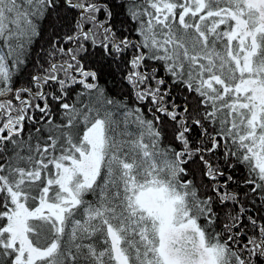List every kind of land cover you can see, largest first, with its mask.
I'll use <instances>...</instances> for the list:
<instances>
[{
    "label": "snow or ice",
    "instance_id": "6c2138e0",
    "mask_svg": "<svg viewBox=\"0 0 264 264\" xmlns=\"http://www.w3.org/2000/svg\"><path fill=\"white\" fill-rule=\"evenodd\" d=\"M0 264H264V0H0Z\"/></svg>",
    "mask_w": 264,
    "mask_h": 264
},
{
    "label": "trees",
    "instance_id": "16d2710c",
    "mask_svg": "<svg viewBox=\"0 0 264 264\" xmlns=\"http://www.w3.org/2000/svg\"><path fill=\"white\" fill-rule=\"evenodd\" d=\"M117 3H119V0H117ZM114 11L117 13L116 20L118 22L125 20V16L123 15L121 9L115 8ZM44 27L45 30L43 35L32 46V51L24 78H27L31 73L37 71L40 64L46 65L49 59L48 53L51 50L49 42L53 36V29L48 25H45ZM97 60H99V57H97ZM92 66L96 68L98 72H100V83L102 86L106 87L112 94H124L121 92V77L125 71L123 67L117 69L116 65L113 64L109 58H105V60L99 61V63L94 62ZM237 179H240V177L237 176ZM217 211L221 214V216L224 214V209H222L219 205H217Z\"/></svg>",
    "mask_w": 264,
    "mask_h": 264
}]
</instances>
